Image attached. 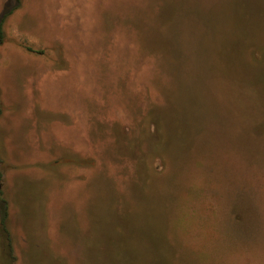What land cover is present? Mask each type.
<instances>
[{"label": "rangeland", "instance_id": "obj_1", "mask_svg": "<svg viewBox=\"0 0 264 264\" xmlns=\"http://www.w3.org/2000/svg\"><path fill=\"white\" fill-rule=\"evenodd\" d=\"M18 4L0 0L15 264H264V0Z\"/></svg>", "mask_w": 264, "mask_h": 264}, {"label": "trees", "instance_id": "obj_2", "mask_svg": "<svg viewBox=\"0 0 264 264\" xmlns=\"http://www.w3.org/2000/svg\"><path fill=\"white\" fill-rule=\"evenodd\" d=\"M22 0H18V5L21 4ZM12 13V12H11ZM10 13V14H11ZM9 14V13H8ZM6 14L0 21V34L2 35V28L3 23L6 20V18L10 15ZM29 50H31L29 48ZM2 112V104L0 101V115ZM2 164V160L0 158V166ZM0 178H2V173H0ZM8 218H9V207L7 201L4 199L2 192L0 191V248L1 251L7 250V256L12 259L11 264H15L16 257L13 254V244H12V238L8 227ZM4 252H2V255Z\"/></svg>", "mask_w": 264, "mask_h": 264}]
</instances>
